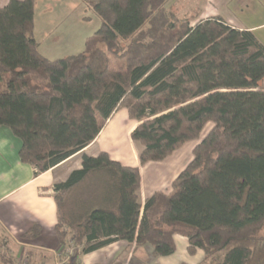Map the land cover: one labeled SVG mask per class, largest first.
I'll use <instances>...</instances> for the list:
<instances>
[{"label": "trees", "instance_id": "1", "mask_svg": "<svg viewBox=\"0 0 264 264\" xmlns=\"http://www.w3.org/2000/svg\"><path fill=\"white\" fill-rule=\"evenodd\" d=\"M166 1L81 0L98 29L82 52L48 60L33 37L35 0H10L0 8V127L20 140L19 161L43 173L88 147L119 109L136 123L141 165L212 123L170 192L143 204L138 168L82 155L53 186L56 237L80 254L147 245L153 259L175 252L177 234L188 254L203 252L199 264H264V46L220 17L191 27ZM40 232L35 225L22 238Z\"/></svg>", "mask_w": 264, "mask_h": 264}, {"label": "crops", "instance_id": "2", "mask_svg": "<svg viewBox=\"0 0 264 264\" xmlns=\"http://www.w3.org/2000/svg\"><path fill=\"white\" fill-rule=\"evenodd\" d=\"M9 1L0 0V8ZM40 1L42 0H35L34 15L36 5ZM48 15L46 19L50 22L51 15L50 17ZM207 18L210 17L206 16L199 21ZM228 25L255 33L256 29L264 26V23ZM190 26L193 27L192 24ZM37 31L34 16L33 37L38 45V51L46 57L39 49ZM53 33V28L48 30V35ZM53 36L50 38L53 39ZM87 38H75L73 45L81 42L85 45ZM135 125L125 109L117 110L88 147L43 173H38L34 167L19 161L20 140L15 138L8 128L0 127V258L6 257L15 263L27 264H62L64 256L68 259L70 257V260L74 257L73 261L68 260V264H73L74 261L77 264H106L117 257L126 260L130 258L135 251L133 246H128L124 241L113 242L89 254L75 252L70 237L67 238L64 248L61 247L54 230L57 210L53 186L64 182L72 171L81 168L82 155L96 157L100 152H105L112 161L124 167L138 168L141 204L156 192L168 194L174 179L191 161L192 151L199 140L185 143L161 162L141 165L138 160L141 148L130 139V133ZM35 225L40 227V235L33 240H24L22 236ZM173 241L175 252L170 256L153 258L150 264L201 262L203 252L196 250L193 255L188 254V242L185 237L176 234ZM148 251L151 254V250Z\"/></svg>", "mask_w": 264, "mask_h": 264}, {"label": "rangeland", "instance_id": "3", "mask_svg": "<svg viewBox=\"0 0 264 264\" xmlns=\"http://www.w3.org/2000/svg\"><path fill=\"white\" fill-rule=\"evenodd\" d=\"M164 7L175 13L179 19H189V24L192 25L206 16H218L232 26L264 23V0H167ZM49 13L51 17L48 15ZM47 15L51 18L50 22L46 19ZM34 16L38 28L36 38L40 42L39 49L48 60L69 57L82 52L84 44L81 42V44L73 45L74 39L91 36L101 22L100 18L89 10L81 0H42L37 3ZM52 28L54 33L48 35V30ZM254 35L264 46V26L256 29ZM52 36L53 39L50 38ZM109 59L111 69L120 70L122 68L120 60L113 58L112 55L109 56ZM134 124L136 123L134 122ZM212 127V123H207L204 126L199 141ZM262 233L264 234V231ZM72 247H74L73 243ZM148 249L151 248L147 245L139 247L127 260L117 257L106 264H150L152 257ZM78 251H80V247H78ZM69 259L64 256L62 264H68ZM57 260L60 259L57 258ZM73 264H77V262L74 261Z\"/></svg>", "mask_w": 264, "mask_h": 264}, {"label": "built area", "instance_id": "4", "mask_svg": "<svg viewBox=\"0 0 264 264\" xmlns=\"http://www.w3.org/2000/svg\"><path fill=\"white\" fill-rule=\"evenodd\" d=\"M69 254L71 255V254H72V252H69Z\"/></svg>", "mask_w": 264, "mask_h": 264}]
</instances>
